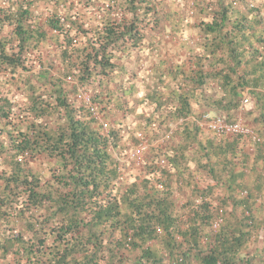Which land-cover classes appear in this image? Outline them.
Segmentation results:
<instances>
[{"label": "trees", "instance_id": "trees-1", "mask_svg": "<svg viewBox=\"0 0 264 264\" xmlns=\"http://www.w3.org/2000/svg\"><path fill=\"white\" fill-rule=\"evenodd\" d=\"M0 264H264V0H0Z\"/></svg>", "mask_w": 264, "mask_h": 264}, {"label": "rangeland", "instance_id": "rangeland-1", "mask_svg": "<svg viewBox=\"0 0 264 264\" xmlns=\"http://www.w3.org/2000/svg\"><path fill=\"white\" fill-rule=\"evenodd\" d=\"M165 38L166 40L170 39V37L168 38V33H165ZM252 109H253V104H251L248 107V111ZM142 112H143L142 109L138 110V113H142ZM200 113H202L201 116L203 115H208L210 117L218 116L216 112H212L209 110L208 111L203 110ZM197 115H198V120L200 121V125L203 130L202 132L203 137H212V134L208 130L206 123L201 122L202 117L199 116V112H197ZM238 116L239 115H237V118ZM241 117H243L244 123H246L248 118L245 116V113L242 114ZM138 123H139V120L137 119V117L133 115L131 117L125 118L126 130L128 131V134L126 135V137H131L132 139L129 143H127L128 145L127 154L128 155L126 156L124 161H129L131 167L134 170L133 175L130 174L131 173L130 171L127 172L126 178L128 180L135 179V176L141 175L142 172H144V167L148 161V156H149L148 153L150 152L152 145H156V144L162 145L166 143V141H169V139H171L170 142H175L179 139L177 135L175 134L178 125L170 126L169 131H167L166 133L158 132L157 130L154 129L152 130L151 133L148 134V136H145L143 133V129L139 127ZM249 142H251L250 139L248 140V143L246 145L247 150L252 149L251 148L252 143H249ZM258 240L261 242L262 238L259 237ZM259 244L257 243L256 246H259ZM254 249H255V246H254Z\"/></svg>", "mask_w": 264, "mask_h": 264}, {"label": "built area", "instance_id": "built-area-1", "mask_svg": "<svg viewBox=\"0 0 264 264\" xmlns=\"http://www.w3.org/2000/svg\"><path fill=\"white\" fill-rule=\"evenodd\" d=\"M251 104H253L252 99L248 95H245L238 112L239 116L234 123H227L221 116L210 117L208 115H203L201 122L206 123L208 129L214 130L221 137L244 134L255 141L257 139V135L251 127H247L245 125L244 119L241 117L242 114L248 111V107ZM162 163H164V160Z\"/></svg>", "mask_w": 264, "mask_h": 264}]
</instances>
